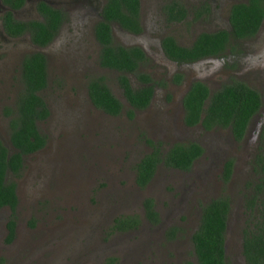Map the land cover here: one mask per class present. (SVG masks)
I'll list each match as a JSON object with an SVG mask.
<instances>
[{
    "label": "rangeland",
    "instance_id": "374dc122",
    "mask_svg": "<svg viewBox=\"0 0 264 264\" xmlns=\"http://www.w3.org/2000/svg\"><path fill=\"white\" fill-rule=\"evenodd\" d=\"M157 13L149 9L143 12L144 30L140 35L117 30L114 35V43L119 46L145 50L147 61L139 73H147L160 84L153 106L134 112L132 118L127 116L130 107L118 87L115 72L96 74L105 79L110 92L120 101L122 113L111 117L88 103L81 76L91 74V56L86 57L88 65L82 75L70 73L73 68L67 57L74 52L72 43L80 29L76 25L62 31L51 52V85L41 93L49 116L37 124V129L45 138V146L23 159L17 177L7 178L15 184L18 204L10 243L6 242L5 229L10 211H0V264L194 262L191 237L197 229L201 207L220 196L231 201L227 261H241L237 244L244 222L239 199L249 176L246 154L240 146L234 150L236 154L226 151L232 146L227 130L205 133L199 127L185 128L180 96L191 82H203L217 89L237 81L248 84L264 99V34L246 43L232 44V54L227 59L224 52L221 57L173 68L160 63L157 44L161 26ZM223 15L216 12L185 23L187 26L171 27L165 35L187 44L197 33L216 32ZM0 60L4 61L5 56ZM176 74L182 75L179 86L170 84ZM13 81L16 85L15 76ZM131 81L138 86L133 77ZM15 85L9 90L8 99L15 98ZM8 133L4 121L0 138L10 151ZM148 141L159 144L162 151L173 143H197L204 154L189 172L159 166L152 181L139 189L134 182V168L151 152ZM229 158L235 161L236 170L228 185L223 182L222 167ZM146 199L153 201L159 216L157 225L144 218L142 203ZM122 216H137L139 228L126 234L111 232L113 221Z\"/></svg>",
    "mask_w": 264,
    "mask_h": 264
},
{
    "label": "trees",
    "instance_id": "16d2710c",
    "mask_svg": "<svg viewBox=\"0 0 264 264\" xmlns=\"http://www.w3.org/2000/svg\"><path fill=\"white\" fill-rule=\"evenodd\" d=\"M184 16L185 13H181V18ZM102 17L104 21L94 30L102 46L99 64L101 68L119 74L117 82L130 107L127 116L132 118L134 111H141L147 107L151 89L146 87L132 89L126 74H137L138 66L144 62L145 56L138 48H124L119 45L114 47L111 43L109 24L115 22L129 33H139L141 29L138 22V0H109ZM263 21L264 0H247L245 4L231 8L230 33L219 31L213 34H200L195 43L186 49L175 46L170 40H165L163 47L169 57L181 63L221 57L229 38H250ZM55 30V27L50 29L39 27L35 42L44 44ZM137 77L143 84L148 81L144 75L138 74ZM21 82L22 91L18 95L16 110L12 112L9 124V139L14 150L10 153L0 143V211L4 208L10 211V218L5 226L7 243L14 238L15 209L18 204L15 184L7 181V176L11 174L17 177L22 169V157L32 155L45 146V138L36 126L49 116L48 108L41 97L42 91L47 87L46 62L41 55L24 58ZM87 90L94 108L111 117H117L122 113V104L110 92L104 78L90 79ZM182 103L183 123L186 127L199 125L204 131L227 130L238 142L242 140L250 118L262 106L258 93L237 81L223 85L211 95L205 85L200 82L193 83ZM260 138L261 152L255 161L256 173L260 176L256 188L264 191V128ZM147 143L151 146V152L140 159L134 168V182L139 189H144L151 182L159 166L189 172L195 161L204 153L203 148L197 143H175L164 151L159 144L150 141ZM231 168L232 161H228L223 168L224 183L231 176ZM142 207L145 220L157 225L159 216L154 209L153 201L144 200ZM229 210L230 204L226 196L211 199L201 207L199 223L191 237L195 263L187 261L184 264H229L224 254V235ZM139 226L140 220L137 216H122L113 221L111 232L131 233ZM253 228L255 229L253 232H244L243 255L246 264H264V214Z\"/></svg>",
    "mask_w": 264,
    "mask_h": 264
},
{
    "label": "flooded vegetation",
    "instance_id": "af4514ba",
    "mask_svg": "<svg viewBox=\"0 0 264 264\" xmlns=\"http://www.w3.org/2000/svg\"><path fill=\"white\" fill-rule=\"evenodd\" d=\"M108 1L109 0H0V57L5 56V60L0 63V125L2 124V122L4 123L5 121L9 132L8 133L9 142H10L9 124L12 119V115H13L12 112L16 110V101L18 95L22 91L21 67L24 58L26 56H32L37 54L41 55L46 62L47 85L48 86L51 85L50 76H49V65L51 60L52 48L56 46L57 40L61 38L62 31L68 28H72L76 25L79 27L80 33L77 36L78 38L75 39L74 42L72 43L73 45L72 48H74V52H71L70 55L67 57V59L69 60L70 58L69 61H71L70 64L73 68L70 73L72 72L76 74L81 73L82 75L84 73V69L87 68L88 65L86 64L87 61L86 57L88 55L91 56V64L88 65L91 71L89 73L91 74H89L87 77H86L87 74L86 75L83 74L81 76V78H83L81 83L85 82L87 100L88 103L92 105L88 97V90H87V86L90 79L103 78L101 76H97L96 73L115 72L100 67L99 56L101 54L102 46L100 42L97 40L94 32L96 26L104 21L102 17V13L105 6H107L108 4ZM246 2L247 0H138V22L141 31L136 34L129 33L124 29H122L120 25H118V23L112 22L109 24L111 43L114 47L118 46L117 44L114 43V35H116L115 33L116 30L117 32H122L125 34H129L131 36L140 35L144 30V21L142 14L144 11H146V9H149L153 13L158 12L157 18L160 21L159 25L161 26V29L159 31H161L160 32L161 38L159 40V43L157 44L158 56L161 57L162 59L160 63H164L165 65H170L173 68L185 67L187 65H190L198 61L191 63H181L178 62L177 60H174L173 58L169 57L168 54L166 53L163 47V43L165 42V40H170L175 46L186 49V48H190L195 43L197 37L200 34H204V33H197L186 44L183 43L181 40L177 39L175 36H171L169 34L165 35L167 32L169 33V31H171L170 30L171 27H176L183 24L187 26V24L189 22H192L193 20L197 22L200 19L206 18L208 15H213L216 12H223V14L225 15L224 20L222 21L219 20L217 22L219 28H217L218 30L216 32L227 31L228 33H230L231 26H230L229 18H230L231 8L238 4H245ZM181 13H185L184 18H181ZM39 27H46L48 29H50V27H55L56 29L53 32L52 36L48 40H46L44 44H38L35 42L37 30L39 29ZM216 32H212V33L206 32L205 34H213ZM262 34H264V21L260 25L257 32L254 34V36L250 38H243V39L229 38L227 45L225 47L224 57L227 59L232 54L231 53L232 44L246 43ZM122 47L137 48V47H129V46H122ZM138 49H140L143 52L145 56V60L142 64L138 66L137 74H126V77L128 78L131 88L134 90H137L142 87L151 89V98L149 100V103L144 110H141V111H145L146 109L153 106L155 101L157 86H159L160 84L158 82H155L153 78L147 73L146 74L139 73L143 65L146 63L147 57L145 50L141 48ZM11 52H13V54ZM80 61H83V63H80ZM138 74L146 76V78H148L147 83L143 84L138 79L137 77ZM14 76L16 77L17 80L16 85L14 84L13 81ZM132 77L136 80V83L138 85L137 87L133 86L131 81ZM181 82H182V75L176 74L173 77L172 82L170 84L173 86H179ZM104 83H105V79H104ZM193 83H197V81L189 83V85H187V87L184 89V91L180 96L182 124L187 129L199 127V129H201L203 132L208 133L211 131H204L199 125L188 128L183 123L184 107L182 101ZM200 83L206 85L203 82ZM13 84L15 85L16 88V90L15 88L12 89L15 92L14 93L15 98L8 99V97L10 96L11 88L12 86H14ZM246 86L251 89V87L248 84ZM206 87L209 90V94L211 95L212 93L219 90L222 86L217 89H213L212 87L209 88L208 85H206ZM258 95L260 96V101L262 106L258 109L257 113H255L250 118L249 124L246 128L242 140L240 142L236 141L233 135L231 134V132L228 131L229 139L233 147L230 145L229 146L230 148H228L226 151L236 154L234 150H236L240 146L241 152L246 154L245 162H247V165H245V169L248 171V175H249L244 180V188L242 190L239 199L241 202L240 208L242 209L243 212L242 222L244 223L242 226V230L240 232L241 236L237 244V248H239L240 250V259H241L240 262L237 261L238 264H246V260L243 255V243L245 238L244 232L245 231L247 233L253 232L255 230L253 228L254 225L256 224L257 221L261 220V216L264 214V202H263L264 191L263 190L260 191L256 188L259 183L258 181L260 176L256 173V169H255L256 157L261 152L260 147L262 146V144L260 137L262 134V128H264V108H263L264 99L260 95V93H258ZM45 104L47 106L46 102ZM141 111L136 110L134 112H141ZM1 140L2 138H0V143L2 144ZM5 148L9 151L7 147ZM13 150L14 149L11 145V149L9 152L11 153ZM25 157H22V167H23V159ZM228 161H232L231 176L229 180L226 182L229 185L230 182H232L231 181L232 174L236 170V163L235 161L232 160V158H229L228 160H226V162L224 161L222 171L224 165ZM228 200L230 204V210L227 216L226 232L224 235V254L226 261H227L226 234L228 230V221L231 214V203H230L231 201L229 197ZM172 236L173 235L171 234V237ZM192 255H193V246H192ZM193 263H195V259ZM228 263L232 264L233 262L232 263L228 262Z\"/></svg>",
    "mask_w": 264,
    "mask_h": 264
}]
</instances>
